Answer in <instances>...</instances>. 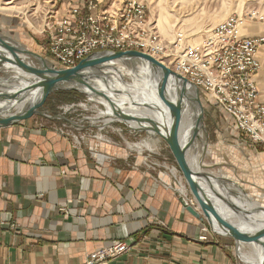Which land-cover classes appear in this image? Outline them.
I'll return each mask as SVG.
<instances>
[{
	"label": "crops",
	"instance_id": "crops-1",
	"mask_svg": "<svg viewBox=\"0 0 264 264\" xmlns=\"http://www.w3.org/2000/svg\"><path fill=\"white\" fill-rule=\"evenodd\" d=\"M243 34L264 35V28H243ZM259 60L264 102V47ZM217 110L211 111L222 122L213 125L215 133L230 143L218 149L232 155L235 182L264 204L256 194L264 191V148L235 135L230 117ZM59 126L44 113L0 129V264H86L88 255L116 242L131 251L104 264H239L233 241L206 231L207 222L181 204L191 193L161 162L172 155L162 139L149 138L154 152L144 164L145 157H132L120 142L88 136L75 149ZM91 150L108 159L97 163Z\"/></svg>",
	"mask_w": 264,
	"mask_h": 264
},
{
	"label": "built area",
	"instance_id": "built-area-1",
	"mask_svg": "<svg viewBox=\"0 0 264 264\" xmlns=\"http://www.w3.org/2000/svg\"><path fill=\"white\" fill-rule=\"evenodd\" d=\"M247 18L264 21L255 14L231 15L217 24L198 45L188 44L183 31L176 32L173 41L166 43L156 26L151 25L149 8L143 0H81L57 19L47 52L54 65L61 69H72L101 52L149 55L190 81L208 101L230 117L236 132L251 144L264 148V102L259 100L256 82L261 69L259 51L264 47V35H244L243 24ZM65 110L76 111L74 106ZM92 118L85 117L83 121H70V126H62L61 133L74 142L75 149L83 148L86 136L81 133L89 127L82 123L89 121L93 125ZM90 157L97 163L108 159L95 151H90ZM146 159L148 157L144 164H147ZM189 202L194 205L192 199ZM61 212L67 214L64 208ZM130 251L126 243L116 242L88 255L86 264H104Z\"/></svg>",
	"mask_w": 264,
	"mask_h": 264
},
{
	"label": "rangeland",
	"instance_id": "rangeland-1",
	"mask_svg": "<svg viewBox=\"0 0 264 264\" xmlns=\"http://www.w3.org/2000/svg\"><path fill=\"white\" fill-rule=\"evenodd\" d=\"M80 1L81 0H0V37L4 38L5 41H8L10 44L18 45L25 50H28L34 54L39 55L42 59L54 65L51 57L47 52L49 40L52 36V33L54 32V26L57 22V19H60L62 16H64L65 12H67V10L71 6L79 3ZM143 1L147 4L149 8V20L151 25L156 26V29L158 30L161 39L166 43H171L173 41V37L176 32L183 31L186 34V37L188 38L187 40L188 44L198 45L217 24L226 20L231 15L245 16L248 14H255L258 17L264 18V0H191V1H185L184 3L181 1L174 2L175 0H143ZM163 16L168 17L169 22H171L172 24V30L168 37L163 35L162 31L158 26L159 20ZM243 25L245 31L251 27H257V29L259 30L260 28H264V21H259L257 18H255L254 20L248 19L247 22H245ZM157 62L163 64L159 60H157ZM117 66L119 67L120 64ZM121 66H123L125 69L129 71H135L134 69L136 68V66L134 67L130 63H126V65L123 64ZM166 68L171 70L168 67ZM112 72L114 73L113 75H115L114 77L117 78L116 84L119 83V85L123 87L122 90H125L128 93H132L131 92V88L133 86V84L131 83L132 79L129 77L127 78L122 77L118 71H112ZM5 76L6 75L0 73L1 79L5 78ZM175 86L177 91L182 93L183 99L187 103L189 108L198 117L200 116V112L199 110H197L196 104L190 101L191 98L193 99L198 98L203 107L202 127L205 129V133L207 136L206 139L207 145L205 146L206 148L204 147L203 150L201 149L202 150L201 152L199 151L200 152L199 157L201 158L200 159L201 165L203 166L201 168L202 172H204V174L208 176L227 178L235 182V169H233L234 164H232V162H228V159L231 160L230 156L232 155L229 153L228 150H224L226 149V146H228L230 143L229 144L228 142H226L225 144L222 143V141L217 138L218 133H215V127H213V125L216 122H219L218 120L219 116L211 110L214 109L219 113V111L217 110L218 107L212 104L210 101H208V99L204 97L203 93L200 90H197L186 83L179 85L177 84V81H175ZM53 97L54 95L50 96L46 100V102L51 101ZM84 97L85 98L79 99L71 103H59L56 100H54L53 103H51V105H53L54 107L53 110L50 111L49 113H47L48 111L46 112L44 111L43 113L55 119L56 123L60 125L59 127L62 128L63 125L70 126L69 123L70 121L71 122L74 121V123H77L78 121L82 120L85 117L92 118L94 116L99 115L100 112L101 113L107 112V115L104 117L103 120L101 121L96 120V123L92 120L94 122L93 123L91 121L93 125L90 124L89 121L83 122L82 124L89 128L87 130L85 128L82 131L81 136H86V137L89 136L90 140H98L100 138L101 141L109 140L113 143L120 142L122 146L126 147L129 153L131 152V154H133V156L131 155L132 157L134 156L146 157V155L151 154L147 150H145V148L139 151L137 145L141 144V142H144L145 139H146L145 142H147L150 139L153 140L155 138H160V136L157 135V133L154 130H149L148 132H139L135 129L138 128L139 130L138 126L140 124H141L140 126H142V124H146L144 126H146L147 128L149 126L148 129H151L152 125L149 123L150 121H148L146 118L141 117L139 112H137V114L135 113L134 116L130 117L133 120H125L118 118L114 116L109 109L99 104L102 103L101 100L99 99L97 100L98 101V103H96L97 105H92L91 102L93 101L92 100L89 101V99L86 96ZM46 102L44 103V105H46ZM44 105L40 109V111L44 109ZM70 106H74L76 111L65 110L67 108H70ZM119 111L123 115L129 112L130 113L133 112L130 110H126V111L121 110L120 107H119ZM107 122H108L107 125L104 124ZM221 122L222 119L220 120L219 123ZM98 126L101 127L103 126L104 130L103 131L100 130L101 127ZM120 130L122 131L119 132ZM233 131L235 135L242 138V135H240L234 129ZM72 133L74 135H77L76 132H72ZM95 137H97L98 139H95ZM223 145H225L224 149H218L224 147ZM190 150H189L190 152L189 154L191 156L196 154L195 152ZM152 152H154V150ZM169 154L167 155L170 158L165 159L161 162H164L165 166L168 167L169 169H173L175 173L174 178L177 186L181 189L187 190L188 193V186L183 178V175L181 174L173 155H169ZM89 155H90V151H89ZM171 165H174V167L171 168ZM237 182H239V186H241V188L244 189L242 183H240V181ZM256 190H257L256 191L257 195L258 193L261 192L262 195H259V197L262 198V196H264V191L262 190L260 191V189L259 190L256 189ZM187 200L189 202V199ZM192 201L194 200L192 199ZM257 201L260 200L259 199L252 200L253 203L255 202V204L264 207V204L262 202L258 203ZM194 205L197 206L198 208V205L195 203V201H194ZM208 227L209 229L207 228L205 230L206 231L208 230L209 233L211 232V234L214 235L215 237L222 239H231L233 241L234 243L233 253L234 255H236V259L239 264H247V263L249 264V262L251 263V261L248 260V258L247 259L243 258L244 255L241 252H240L241 254L240 256L239 254L236 253L235 241L233 238L222 237L216 234L214 230L210 228L209 224ZM245 252L254 253V250L251 251L247 249L245 250ZM242 259L245 261V263L243 262Z\"/></svg>",
	"mask_w": 264,
	"mask_h": 264
},
{
	"label": "water",
	"instance_id": "water-1",
	"mask_svg": "<svg viewBox=\"0 0 264 264\" xmlns=\"http://www.w3.org/2000/svg\"><path fill=\"white\" fill-rule=\"evenodd\" d=\"M140 60L148 62L162 75L157 94L163 107L161 105H144V107L156 111L161 116L166 136L161 134L159 127L153 121L149 122L152 125L151 129H140L137 131L148 132L149 130H154L171 151L188 186V190L195 198L198 209L189 206L184 198L180 199L181 204L193 217L202 222L206 221L216 234L233 238L237 254H239L240 243L245 241L254 242L256 246L260 245L264 253V207L253 203L250 196L236 182L227 178L212 177L203 173L198 174L191 169L188 162V153L192 141L185 145H181L179 141L176 122L182 106L172 102L171 90L169 89V81L173 78L184 82L188 81L148 55L139 52H101L91 55L72 69H61L45 61L39 55L18 45L10 44L0 37V73L7 77V79L0 78V86H3V84H12L13 86L10 92H0V129L24 123L35 116H44L40 109L46 100L56 93L67 91L82 94L89 101L94 97L104 100L109 107L102 103L99 104L110 109L114 116L133 120L125 117L119 111L114 97L118 98L121 92L113 86L112 82L114 79L112 74L114 73L111 71L113 67L111 64H115V62L131 63L135 67L136 65L133 62H139ZM97 84H102L104 89L98 87ZM190 101L196 104L197 110L200 112L198 127L202 126L203 107L201 102L198 98H191ZM228 185L237 186V188L241 189V193L237 190L235 192L229 191ZM217 188H220L225 194L229 193L241 204L237 205L235 202V213L241 214L243 219H245L244 221L253 227L251 233L241 230L238 226L232 225L223 218L224 215L220 214L219 209L207 196L213 193L224 201ZM243 213H245V217ZM214 222L225 234L216 231Z\"/></svg>",
	"mask_w": 264,
	"mask_h": 264
},
{
	"label": "bare ground",
	"instance_id": "bare-ground-1",
	"mask_svg": "<svg viewBox=\"0 0 264 264\" xmlns=\"http://www.w3.org/2000/svg\"><path fill=\"white\" fill-rule=\"evenodd\" d=\"M177 1H179V2L181 1L184 3L185 1H191V0H175L174 2H177ZM158 24H159L158 26H159L160 30L162 31L163 35L168 37L171 30H172V24H171V22H169V18L163 16L159 20ZM140 61L139 62H133L136 65V68L134 69L135 71H129V70L125 69L123 66H121V65H123L122 62H115V64H111V65H113L112 69L110 67L111 71H118L122 77L131 78L132 79L131 83L133 84V86H132L133 89L131 88L132 93H128L125 90H122L123 87L120 86L119 83L116 84L117 78L114 77L115 75L112 74L113 79H114L112 82L113 86L118 91L121 92V95L118 98H116V97H114V98L116 99L117 105H118V107H120L121 110L133 111L132 113L129 112V113L125 114L124 115L125 117L130 118V117L134 116L135 113L137 114V112H139L141 117L146 118L148 121H153L154 123H156L157 127H159L161 134L166 136V131L163 127L164 123H163L161 116L156 111L150 110L149 108L144 107V105H161L162 106L161 101H160L158 94H157L159 83L161 81L162 75L158 70L155 69V67L150 65L148 62H145V61L140 62ZM119 64H120V66L118 67L117 65H119ZM161 65H163V64H161ZM129 68H130V66H129ZM172 72L175 73L174 71H172ZM180 77H182V76H180ZM182 78L185 79L184 77H182ZM185 80H187V79H185ZM175 81H177V84H179V85L186 83V84L190 85L191 87H193L197 90H199V89L196 88L194 85H192V83L188 80H187L188 82H184L183 80H178L175 78H173L169 81V87L170 88L168 87L171 90L172 102L174 104H178V105L181 104V106H182V110L180 111L181 113L177 116V122H176L177 128H178V134H179V138H180L179 141H180L181 145L182 144H184V145L188 144L192 141L190 151H193L196 154L191 156L189 154L190 152L188 153L189 165L195 173H198V174L203 173L204 174V172H202V170H201V168L203 166L201 165V160H200L201 158L199 157V154L204 149V147L207 145L206 144L207 136L205 133V129L202 126L198 127V116L189 108L187 103L184 101L182 93L177 91L176 86H175ZM0 82H1V79H0ZM97 86L100 87L101 89H104V86L102 84H97ZM12 87H13L12 84H5V85L3 84V86H0V92H10L13 89ZM203 95H204V97H206L204 93H203ZM90 100L93 101V102H91L92 105H97L96 103H98V101H97L98 98L94 97V98H91ZM99 100H101V99H99ZM101 101H102L103 105H105L106 107H109V105L107 104L106 101H104V100H101ZM125 105L126 106L128 105V106L126 107ZM106 115H107V112H102V113L100 112V114L97 116H94L92 118V120L96 123V120L101 121L104 119V117ZM125 120H129V119H125ZM104 124L107 125L108 122L104 123ZM140 125L138 126L139 130L147 128L146 126H144L146 124H142V126H140ZM148 128H149V126H148ZM135 129L138 130V128H135ZM145 141L141 142V144L137 145V148H139V151H141L143 148L153 151L154 147H153L151 142L154 140H151V142L149 140L147 142H145ZM136 151H138V150H136ZM137 157H139V156H137ZM228 187H229V191L235 192L237 190L239 193H241V189L237 188V186L228 185ZM217 191H218V193H220L222 195L223 198H225V200H228L230 203L226 204L225 201L223 202L222 200H220V198H218L213 193H211L210 195H207V196L210 197V199L215 204L216 208L219 209L220 214L224 215L223 218H225L226 221L231 223L232 225L238 226L241 230L246 231L248 233H251L253 227L249 226L248 223L246 221H244L245 219H243V216H241V214L238 215L237 213H235V202L237 203V205H241V204L238 203L237 200L235 199V197H232L229 193H227V194L223 193L220 190V188H217ZM190 195H191V198L195 201V198L192 196V194H190ZM185 201L189 204V206H191L195 209H198L195 207V205L194 206L191 205L186 198H185ZM195 203H196V201H195ZM232 204H234V205H232ZM240 207H242V206H240ZM261 207H263V206H261ZM244 209H246V208H244ZM198 212H199V210H198ZM243 215H244V217L246 216L245 213H243ZM241 217H242V219H240ZM214 225H215L214 227H215L217 232L225 234V232L220 227H218L216 222H214ZM247 249H249L251 251L254 250V253L253 252L252 253H246L245 250H247ZM240 252L244 255L243 258H246V259L248 258V260L251 261V263L249 262V264H264V253H263L262 248H260V245L256 246V244L254 242H250V241H245L244 243L241 242L239 245V255H241Z\"/></svg>",
	"mask_w": 264,
	"mask_h": 264
},
{
	"label": "trees",
	"instance_id": "trees-1",
	"mask_svg": "<svg viewBox=\"0 0 264 264\" xmlns=\"http://www.w3.org/2000/svg\"><path fill=\"white\" fill-rule=\"evenodd\" d=\"M83 98L85 97L77 92H73V91L59 92L56 95H54L51 101L46 102V105H44V108L50 109V111H52L54 107L53 105H51V103H53L54 100H56L59 103H71V102H74V101H77Z\"/></svg>",
	"mask_w": 264,
	"mask_h": 264
}]
</instances>
